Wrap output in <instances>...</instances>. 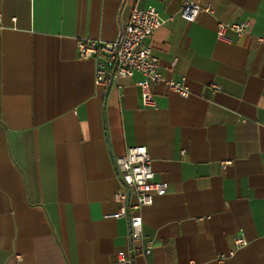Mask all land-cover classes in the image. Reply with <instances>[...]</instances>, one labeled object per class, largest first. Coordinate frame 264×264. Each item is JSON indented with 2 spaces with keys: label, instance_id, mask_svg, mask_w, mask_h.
Listing matches in <instances>:
<instances>
[{
  "label": "crops",
  "instance_id": "obj_1",
  "mask_svg": "<svg viewBox=\"0 0 264 264\" xmlns=\"http://www.w3.org/2000/svg\"><path fill=\"white\" fill-rule=\"evenodd\" d=\"M195 1L211 10L189 22L182 0H0V264H264V0ZM137 5L167 18L146 43L188 96L158 81L143 106L140 73L97 85L79 55L81 40H116ZM246 20L242 37L217 35ZM132 145L167 191L134 211L131 245L111 215L114 159Z\"/></svg>",
  "mask_w": 264,
  "mask_h": 264
},
{
  "label": "built area",
  "instance_id": "obj_2",
  "mask_svg": "<svg viewBox=\"0 0 264 264\" xmlns=\"http://www.w3.org/2000/svg\"><path fill=\"white\" fill-rule=\"evenodd\" d=\"M205 8L195 0H182L180 14L189 22H194ZM168 19H171L168 18ZM167 22L154 6H135L130 20L121 27L119 36L112 42L100 40H81L78 44L79 55L82 58H93L95 61V82L97 85L110 86L115 84L121 87L122 78H131L135 73H140L142 78L136 82L140 88L143 106H157L154 98L153 85L163 81L166 86L181 96L190 94L189 87L174 78L164 77L160 70V61L154 54L146 40L151 38L155 31ZM248 21L219 22L217 35L223 37L227 29L234 30L238 37H242L248 29ZM217 88L216 85L213 86ZM115 167L120 180V188L115 194V199L120 203L119 208L111 216L126 218L128 221V238L133 242L143 238V220L140 214L134 213L153 203L155 194H164L167 183L155 180L152 158L145 145H132L126 152L116 156ZM225 162L223 165H225ZM136 197V202L131 197ZM236 245L242 247L247 244L243 234L236 237ZM153 244L149 242L142 250L148 256L151 254ZM132 251V250H131ZM119 253L120 261L131 263V252ZM224 256L220 257L222 261Z\"/></svg>",
  "mask_w": 264,
  "mask_h": 264
}]
</instances>
